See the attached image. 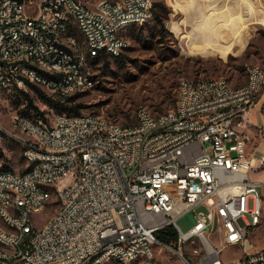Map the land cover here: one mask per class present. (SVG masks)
<instances>
[{"label":"built area","instance_id":"2783aa9c","mask_svg":"<svg viewBox=\"0 0 264 264\" xmlns=\"http://www.w3.org/2000/svg\"><path fill=\"white\" fill-rule=\"evenodd\" d=\"M153 1L100 0L97 10H90L77 0H0L3 86L22 89L32 84L17 69L18 61L29 62L26 52H35L44 62L43 74L33 76L47 78L58 88L73 86L69 67H76L78 79H83L91 66L85 60L71 63V53L64 49L59 64H65V71L48 69L58 35L66 28L87 27L93 46H102V53L93 55H119L124 52L119 51L124 32L119 42L110 43L111 30L122 20L148 22ZM54 19H61V28L53 27ZM15 28L33 35V42L22 44ZM247 66L254 72V86L240 89L226 77H181L177 106L155 115L139 104L136 121L129 125L92 119L90 112L38 114L39 124L23 122L15 114L16 122L34 131L36 141L24 143L29 174L9 170L0 176V258L5 264H129V257H138V262L157 264L152 249L156 234L173 226L178 244H201L204 253L198 264H264V247L251 239L258 231L251 221L263 217L264 224V180L253 184L256 158L249 125L250 111L264 87V68ZM52 73H59L60 81H50ZM82 90L74 89V94ZM70 96L51 97L65 102ZM218 102H226L224 112H217ZM93 144L104 145V153H90ZM78 146H86L85 169L68 177ZM36 154H45L47 164L37 162ZM82 179H89V187H82ZM38 181L55 184L66 211L33 233L21 256H13L17 232L31 231L34 205L46 195L38 190ZM7 184L27 192L30 209L20 214L4 211V204H11L8 192H13L7 191ZM231 187H238V196H231ZM198 205L204 210L196 211ZM189 210L195 222L182 232L176 220ZM221 223H229V234H222ZM230 241L242 242L244 259L223 260L222 249Z\"/></svg>","mask_w":264,"mask_h":264},{"label":"rangeland","instance_id":"374dc122","mask_svg":"<svg viewBox=\"0 0 264 264\" xmlns=\"http://www.w3.org/2000/svg\"><path fill=\"white\" fill-rule=\"evenodd\" d=\"M81 1L95 6L100 0ZM155 1L162 7H153L148 22L128 26L123 61L111 59L107 67L101 61H91L92 84L72 95V102L82 105L81 113L94 112L129 125L136 121L135 110L139 104L146 105L155 115L176 106L181 77L197 80L226 77L232 86H241L248 80L247 64L256 63L264 68V0ZM155 13L162 23L154 19ZM41 92L52 96L34 83L22 89H0V169L24 172L29 166L23 154L28 137L12 125L15 114H36L34 106L44 115L58 112ZM253 109L257 118L250 126L251 151L263 157L261 170L253 175V180H258L264 177L262 92ZM56 200L53 197L50 202ZM46 205L33 213L32 222L37 228L55 212V205ZM204 208L198 205L195 209ZM194 222L193 210L176 220L182 232H187ZM255 229L258 231L251 239L256 246L264 247L263 221ZM152 249L157 264H198L204 253L197 240L173 245L158 241ZM242 254L239 245H228L221 252L224 261H234Z\"/></svg>","mask_w":264,"mask_h":264},{"label":"bare ground","instance_id":"6f19581e","mask_svg":"<svg viewBox=\"0 0 264 264\" xmlns=\"http://www.w3.org/2000/svg\"><path fill=\"white\" fill-rule=\"evenodd\" d=\"M241 1V0H240ZM36 2H43V0H36ZM78 5H87V3L77 0ZM90 10H97V4L95 6H90ZM145 20H122L117 23L115 29L110 32V43L119 42L120 34L128 26L135 24H143ZM54 28H61V19L53 20ZM15 36H22V44H31L33 42V35L23 34V28H15ZM78 40L82 48H78ZM128 45V40L122 34V43L119 44V51H124ZM90 47H93V53L90 52ZM68 49L71 53V63L82 64L85 60L87 66H91L92 60L101 54L102 46H93L92 34H88L87 27H71L66 28L65 33H60L58 35V43H55V49L51 53L50 61H48V69H55V71H65V64H59L61 58V51ZM118 55H112V57ZM26 60L28 61H18L17 69H19V75H25V81H30V83L37 84L47 91L50 92L52 96H70L74 94V89H83L91 85L93 82L92 69L89 73H86V77L83 79H78V73H76V67H69L68 79L69 83H73V86L60 85V88L55 86V83L48 82L47 78L33 76L42 75L44 69V62L42 59L38 58L35 52H26ZM28 69V71H26ZM248 80L244 85L240 86V89H248L254 86V72H249V67L247 66ZM50 81H60L59 73L50 74ZM10 86H3V80L0 79V89H9ZM58 100V99H56ZM63 103V101H61ZM177 106V102H176ZM226 109V102H218L217 112H224ZM65 113V112H62ZM72 114V113H66ZM17 116L23 117V122H32V124H39V115L27 116L24 114H16ZM92 119L107 118L106 116L94 112H90ZM109 123L119 124L114 120L109 119ZM12 125L18 129L22 134L28 137L25 143H32L36 141V134L34 131L29 130L26 126L21 125L19 122L15 121V116L12 119ZM90 153H104V145L93 144L90 146ZM24 157L26 161L29 162L27 152L24 151ZM85 155L86 146H78L73 150L74 164H69L68 177H76L78 172H84L85 169ZM36 161L40 164H47V156L45 154H36ZM9 172L6 169H0V176H4ZM20 174H29V167L24 172ZM253 184H262V181L253 180ZM82 187H89V179H82ZM38 190L46 191V195L41 196V201H36L33 213L40 211V209L49 204L53 197H56L55 212L50 216L49 220L40 228H37L31 224V231L17 232L15 237V245L13 247V256H21V249L25 248V241L33 238V233H39L40 229L44 228L48 223L55 222V216L65 213L66 211V200L64 198H59V191H57L55 184H49V181H38ZM8 201L11 204H4V211H10V214H20L22 209H30V202L27 201V192L22 188H15V184H7ZM231 196H238V187H231ZM16 197L19 201H16ZM263 217H256L251 221V228L255 229L261 225ZM222 234H229V223H221ZM228 245H239L242 248V242L230 241ZM243 254L237 259H244L245 249H242ZM0 252H4V244H0ZM0 264H5V259L0 258ZM102 264H110V260H102ZM129 264H148V260H139L138 257H129Z\"/></svg>","mask_w":264,"mask_h":264},{"label":"trees","instance_id":"16d2710c","mask_svg":"<svg viewBox=\"0 0 264 264\" xmlns=\"http://www.w3.org/2000/svg\"><path fill=\"white\" fill-rule=\"evenodd\" d=\"M153 7L157 8V7H162L160 2H153ZM154 19H156V21L162 23V20L160 18V16L155 13L154 14ZM126 50V48H125ZM126 58V55L124 54V52L120 53L118 56H114V57H110L108 55H100L96 58L93 59V61H101L103 62V66L107 67L109 65V62L111 59H116L118 61H123ZM41 87V86H40ZM19 89V88H16ZM41 94L46 98L47 103L50 104L53 108H55L58 112L56 113H61V112H65V113H72V114H79L80 111V107H82V105L79 104H75L72 102V95L70 97H68L65 102H61L59 100L53 99L51 96H45L43 94V92H41ZM31 103V101H29ZM72 102V103H71ZM34 109L36 110V114H32V113H28V112H21V114L27 115V116H35V115H43L41 111H39L37 109L36 106H34ZM156 237L158 239V241L160 243L166 244V245H173L177 243V233L175 231V228L173 226H167L163 229H161L160 231L157 232Z\"/></svg>","mask_w":264,"mask_h":264},{"label":"crops","instance_id":"0c3cea01","mask_svg":"<svg viewBox=\"0 0 264 264\" xmlns=\"http://www.w3.org/2000/svg\"><path fill=\"white\" fill-rule=\"evenodd\" d=\"M132 26H138V25H132ZM129 27H131V26H129ZM129 27H127V28H125L123 31H122V33L124 32V36L126 37V35H125V32L127 31V29L129 28ZM172 29V28H171ZM240 29H242V30H244V29H247L246 27L244 28V27H241ZM172 31H174V30H172ZM248 41V40H247ZM246 46V45H245ZM245 46L241 49V50H243L244 48H245ZM240 50V51H241ZM188 52V51H187ZM190 53V52H189ZM231 54V53H230ZM208 55H212V54H208ZM229 55V54H228ZM262 94H264V87H263V90H262ZM256 118H257V113H256V110L255 109H251V111H250V114H249V122H250V126H252V125H254V123H255V120H256ZM255 156V158H256V165H255V169L253 170V173H252V176L254 175V172H259V170H261V166H262V164H263V157H261V156H258V155H254ZM256 179V178H255ZM258 180H264V177L263 178H261V179H258Z\"/></svg>","mask_w":264,"mask_h":264}]
</instances>
